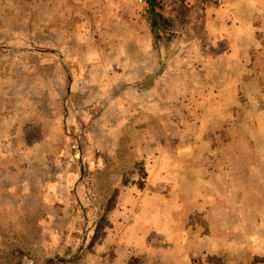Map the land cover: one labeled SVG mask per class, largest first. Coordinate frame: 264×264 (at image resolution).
Masks as SVG:
<instances>
[{"label":"rangeland","instance_id":"1","mask_svg":"<svg viewBox=\"0 0 264 264\" xmlns=\"http://www.w3.org/2000/svg\"><path fill=\"white\" fill-rule=\"evenodd\" d=\"M157 2L0 0L9 264H264V0Z\"/></svg>","mask_w":264,"mask_h":264},{"label":"trees","instance_id":"2","mask_svg":"<svg viewBox=\"0 0 264 264\" xmlns=\"http://www.w3.org/2000/svg\"><path fill=\"white\" fill-rule=\"evenodd\" d=\"M159 2H157V0H150L148 2V8L147 10L149 11V13H153V15L155 16L154 18V23L155 26H159L160 23L164 21L163 18H158L157 19V14L159 13L156 10V6H158ZM163 19V20H162ZM168 23H167V27H168ZM2 241V240H1ZM23 251L19 250L18 248H14L13 246L7 245L6 243H4V241L1 242V246H0V264H9L10 263V259L16 254H22ZM73 256V255H72Z\"/></svg>","mask_w":264,"mask_h":264},{"label":"crops","instance_id":"3","mask_svg":"<svg viewBox=\"0 0 264 264\" xmlns=\"http://www.w3.org/2000/svg\"><path fill=\"white\" fill-rule=\"evenodd\" d=\"M119 1H126V0H119ZM150 0H148V2H149ZM162 5V4H161ZM171 4L169 3V1L167 2V4L164 6V5H162L163 6V13H166V11H168V10H164V7H165V9L166 8H168V9H173V10H175V9H179V13L177 14V16H174V15H176L175 14V12H174V14H173V16H171V18L174 20V21H172L173 22V24L176 26V24H177V26H180V25H182V22L180 21V14H182V15H185V16H190V15H192V13H194V15H196L200 10H204V9H202L201 7H197V6H191V7H186V6H170ZM173 7V8H172ZM180 7V8H179ZM148 8V7H147ZM172 10V11H173ZM207 13V11H203V13ZM177 13V12H176ZM202 13V14H203ZM169 15V14H168ZM174 17V18H173ZM169 21H167L166 20V18H164V22L163 23H165V25H167V23H168ZM163 25V24H162ZM169 25H170V23H169ZM181 27H183V26H181ZM180 28V27H179Z\"/></svg>","mask_w":264,"mask_h":264},{"label":"built area","instance_id":"4","mask_svg":"<svg viewBox=\"0 0 264 264\" xmlns=\"http://www.w3.org/2000/svg\"><path fill=\"white\" fill-rule=\"evenodd\" d=\"M197 1L203 5H216L222 2V0H197Z\"/></svg>","mask_w":264,"mask_h":264}]
</instances>
